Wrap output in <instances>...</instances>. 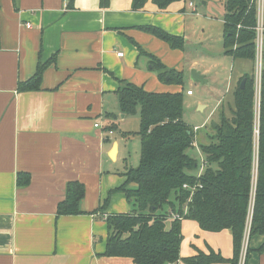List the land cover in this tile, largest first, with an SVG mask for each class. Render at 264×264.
<instances>
[{
  "label": "crops",
  "instance_id": "obj_1",
  "mask_svg": "<svg viewBox=\"0 0 264 264\" xmlns=\"http://www.w3.org/2000/svg\"><path fill=\"white\" fill-rule=\"evenodd\" d=\"M223 15L215 18L222 30ZM213 20L194 0L165 9L147 0L139 10L132 0H0V264H133L129 257L102 255L106 215L132 209L124 193L111 192L134 168L127 144L133 131L125 128L128 115L118 106L119 80L146 91L182 92L183 86L175 89L150 69L151 54L183 76L188 67L185 81L206 86L216 99L212 115L231 117L233 92L255 62L225 55ZM145 26L181 37L182 49L140 28ZM191 42L200 56L188 62L184 46ZM262 46L264 74V40ZM51 58L39 89L16 90L38 60ZM192 70L204 80H192ZM21 171L30 182L19 187ZM69 181L84 185L82 214L57 216ZM181 235L180 258L167 264H188L184 259L210 251L225 259L233 255L229 229L207 231L182 218ZM263 243L264 235L248 236L244 264H264V250L257 251Z\"/></svg>",
  "mask_w": 264,
  "mask_h": 264
},
{
  "label": "trees",
  "instance_id": "obj_2",
  "mask_svg": "<svg viewBox=\"0 0 264 264\" xmlns=\"http://www.w3.org/2000/svg\"><path fill=\"white\" fill-rule=\"evenodd\" d=\"M174 1L178 0H152L159 9H165ZM145 2L147 0H132V9L139 10ZM223 7V53L233 59L244 58L254 63L255 0H223ZM140 28L171 48L183 47L181 37L159 27ZM137 47L139 53H145ZM147 55L149 67L159 79L183 86L182 71L167 68L153 55ZM52 59L46 62L38 60L34 73L28 79L19 81L16 90L39 89L42 73ZM242 79L245 81L241 88ZM116 93L121 113L129 115L139 111L136 133L140 140V155L138 165L128 168L124 173V182L111 191L124 193L132 209L128 213L106 215L107 237L102 255L129 257L133 264L173 263L180 258L181 219L188 218L197 222L203 230L216 232L229 229L233 255L225 259L219 253L210 251L186 258V263L237 264L247 221L249 238L264 235L263 70L257 118L253 69L251 74L243 75L238 81L233 92L231 117L220 112L213 127L214 134L209 136L207 143L200 145L206 163L200 175L192 173L198 162L186 153L193 146L194 132L183 120L181 91H146L142 86L119 80ZM107 129L113 130L115 126L110 125ZM29 182V173H17V186H26ZM184 184L193 189L183 188ZM83 196L84 185L81 182H67L65 197L58 202L56 215L82 214L79 203ZM108 200L107 196L103 208ZM169 210L181 218L168 219ZM263 250L264 243L257 251Z\"/></svg>",
  "mask_w": 264,
  "mask_h": 264
},
{
  "label": "rangeland",
  "instance_id": "obj_3",
  "mask_svg": "<svg viewBox=\"0 0 264 264\" xmlns=\"http://www.w3.org/2000/svg\"><path fill=\"white\" fill-rule=\"evenodd\" d=\"M194 1L196 2L199 8H203V11L206 13V16H208L209 18L213 17L214 20L211 22V24L214 28L217 25L218 32H220V30H222V26L220 22L215 20V18L217 17L219 20L222 17V13L224 14L223 0H194ZM203 2H205V4ZM204 30H208V28L204 27ZM218 45L220 46V44ZM184 50H185L186 60L188 62L193 59H196L197 56L198 57L200 56L198 55L199 50L197 49L196 44L192 42L191 44L188 43L187 46L185 45ZM262 52H263V48L261 49V53H258V56L255 57L256 62L258 63V66H259V60L261 64ZM215 53H216V50L214 49V51L210 53L211 54L210 60H213L214 58L213 54ZM203 56L205 57L209 56V53ZM209 62L210 61H205L203 65H206ZM256 62H255V68L257 69ZM188 65L189 63H187V66ZM184 69H185L184 70L185 76H183V87H182L183 120L193 129L194 143H195L192 147L187 149L186 153L192 158L197 160L198 166L195 170L192 171L193 174H197L200 168V164H202V160L204 159L203 153L200 150V145L207 143L209 140V136L214 134L213 123L218 121L219 113H217L216 118L214 115H212L213 114L212 111L216 104V99L212 95L209 94L208 88L206 86L199 84L198 82H190V84H188L189 82L185 81L187 77L186 74L188 72L187 70L188 67H184ZM256 69H254V71ZM255 79H256V72H255ZM168 85L172 86L174 84L168 83ZM174 87H176L175 89L179 88V86L177 85L176 86L174 85ZM187 89L192 91L193 93L192 96H188L186 94ZM257 90H258V85L255 86V99H254L256 118L258 114L259 97H260ZM228 96H231V93H229ZM230 103L232 106V101ZM126 121L127 122L125 124L126 126L125 128L133 131V133H130V137L127 141V144H128V148L130 152V162L135 167L137 166L139 162V159L137 158H139V155H140V140H139L138 134L136 133L139 129V111L137 110L134 114H129ZM119 136L120 134L118 131L115 133V137H119Z\"/></svg>",
  "mask_w": 264,
  "mask_h": 264
},
{
  "label": "built area",
  "instance_id": "obj_4",
  "mask_svg": "<svg viewBox=\"0 0 264 264\" xmlns=\"http://www.w3.org/2000/svg\"><path fill=\"white\" fill-rule=\"evenodd\" d=\"M255 4H256V11H257V25L255 27V30H256L255 49H256V56H258V53H261V49H262V45H263L264 0H255ZM122 55H123L122 52L117 53V56H122ZM255 62H256V58H255ZM256 64H257L256 67L258 70L257 69L255 70V72H256L255 86L258 85L257 92L259 93L260 78H261L260 60H259V66H258L257 62H256ZM257 73H258V75H257ZM191 93H192L191 90L186 91V94H191ZM97 126H98V123H95L94 127H97ZM205 165H206V163H205V160L203 159L202 164H200L198 175H200L202 173V170L205 167ZM254 184H255V181L253 180V185ZM183 188L191 189V190L193 189V187H189L186 184L183 185ZM185 211H186V209H185ZM167 215H168V219H170V220L181 218L179 215H177L176 213H174L170 210L167 212ZM248 236H249V220L247 221V224H246L245 229H244V234H243V239H242V243H241V248H240L237 264H244V262H245L246 245H247Z\"/></svg>",
  "mask_w": 264,
  "mask_h": 264
},
{
  "label": "water",
  "instance_id": "obj_5",
  "mask_svg": "<svg viewBox=\"0 0 264 264\" xmlns=\"http://www.w3.org/2000/svg\"><path fill=\"white\" fill-rule=\"evenodd\" d=\"M191 79L192 80H195V81H199V82H202L204 79H203V76L202 75H200L199 73H198V71H195V70H192V72H191ZM244 79H242L241 80V82H240V87L242 88L243 87V84H244ZM213 127H215V123H213Z\"/></svg>",
  "mask_w": 264,
  "mask_h": 264
}]
</instances>
